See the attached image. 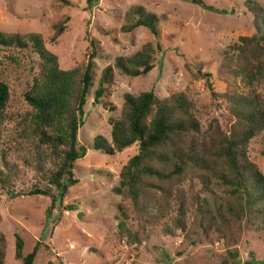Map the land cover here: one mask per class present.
<instances>
[{
	"label": "rangeland",
	"instance_id": "obj_1",
	"mask_svg": "<svg viewBox=\"0 0 264 264\" xmlns=\"http://www.w3.org/2000/svg\"><path fill=\"white\" fill-rule=\"evenodd\" d=\"M68 1L70 5L61 0H0V30L40 33L46 47L57 55L62 69L86 61L90 39L97 46L93 84L77 133L78 143L86 146L87 151L73 163L77 183L68 187L49 217L44 215L51 203L49 197L20 194L34 186L47 185V174H36L31 165L35 162L34 153L39 150H35L32 141L18 143L13 137L17 134L19 117L29 109L23 91L38 71L37 56L29 49L0 47V76L9 86L7 113L9 119L12 117L0 128V156L5 151L6 161L15 166L10 190L18 193L10 198L0 187V232L6 237L5 264H21L14 257L16 233L24 240V255L40 242L33 264H230L229 251L237 252L240 264L264 261V231L253 230L245 221L225 219L208 223L200 219L191 198L190 173L180 180L164 183L163 187L169 190L166 195L147 190L144 199L148 217L139 223L130 200L111 191L118 184L121 167L136 153V146L114 155L91 147L96 135L110 140L108 120L119 116L123 94L127 92L152 91L160 99L183 92L193 103V113L200 123L195 140L202 145L212 143L226 132L232 125L226 97L239 82L234 83L237 79L232 78V66L225 58V51L240 36L254 32L253 16L244 4L246 0ZM255 1L264 8V0ZM136 6L157 15V38L142 26L131 32L121 31L126 23L125 13ZM65 17L69 18L65 30L55 42H50L52 25ZM146 42L159 44L153 68L137 77L123 76L115 70L107 94L94 101L101 70L116 56H128ZM248 155L264 174L261 136L250 140ZM0 170L4 171L1 160ZM177 193L183 198L179 212L183 229L174 226L179 215ZM120 221L124 223L122 227L118 226Z\"/></svg>",
	"mask_w": 264,
	"mask_h": 264
},
{
	"label": "trees",
	"instance_id": "obj_2",
	"mask_svg": "<svg viewBox=\"0 0 264 264\" xmlns=\"http://www.w3.org/2000/svg\"><path fill=\"white\" fill-rule=\"evenodd\" d=\"M61 1L71 4L68 0ZM244 4L253 16L254 32L240 36L225 51V58L232 66V78L237 79L234 83L239 82L226 97L232 122L226 132L212 143L202 145L195 140L200 133V123L193 113V103L183 92L160 99L152 91H144L123 94L119 116L108 120L110 140L102 135L93 138L91 147L106 155L136 146V153L121 167L118 184L111 191L130 200L139 223L148 217L144 199L147 190L166 195L169 190L163 187L164 183L180 180L185 173H190L191 198L201 220L208 223L225 219L227 222L245 221L253 230L264 231V174L248 155L251 139L261 136L264 141V8L255 0H246ZM220 11L226 13V10ZM124 18L126 23L121 31L131 32L142 26L158 37L157 15L153 12L136 6L128 10ZM68 20L65 17L52 25L50 42L59 38ZM89 45L90 52L83 64L62 69L57 55L46 47L40 33L0 30L1 48L29 49L37 56L38 71L23 91L29 109L19 117L17 134L13 137L18 143L32 141L35 150H39L34 153L35 162L31 165L36 174H47V185L34 186L20 194L49 197L51 203L44 212L45 217H49L57 201H62L68 187L77 183L73 163L87 151L86 146L78 143L77 133L93 84L92 68L97 56L95 40L90 39ZM157 48L158 43L154 46L153 42H146L128 56H116L101 70L94 101L107 94V85L112 83L115 70L127 77L146 75L153 68ZM206 81L211 89L208 78ZM211 96L215 98V93ZM9 99V86L0 76V128L9 119ZM5 156L2 150L0 160L4 171L0 170V187L14 198L18 193L10 189L15 166L8 164ZM176 195L179 214L183 198L180 193ZM118 210L124 216L121 206ZM180 216L176 215L174 226L183 229ZM123 225V221L118 223L120 227ZM39 246L37 241L24 255V240L16 233L14 257L21 264H33ZM5 247L6 237L0 232V264H5ZM228 256L230 264H240L236 251H229ZM251 263L264 264V261Z\"/></svg>",
	"mask_w": 264,
	"mask_h": 264
}]
</instances>
